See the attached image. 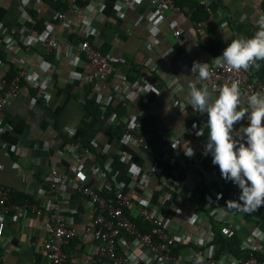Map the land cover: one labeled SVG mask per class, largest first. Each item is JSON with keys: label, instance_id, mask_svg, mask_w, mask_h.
<instances>
[{"label": "crops", "instance_id": "crops-1", "mask_svg": "<svg viewBox=\"0 0 264 264\" xmlns=\"http://www.w3.org/2000/svg\"><path fill=\"white\" fill-rule=\"evenodd\" d=\"M120 1L81 3L70 16V26L57 34L55 46L46 54L38 42L25 47L19 38L34 37L38 33L34 29L35 21L43 27L52 22L54 13L65 8L66 0H0V23L9 28L15 41L7 50L0 40V75L12 72V60L16 57L27 62L38 75L42 74L43 61L52 62L56 67L45 87L50 94L47 102L28 101L27 96H20L3 107L2 118L10 130L2 136L6 146L0 147V185H8L13 200L20 203L28 200L32 204L46 201L60 204V213L79 230L78 235L63 245L66 264H108L94 258L95 241L83 233L85 223L92 216V207L86 196L74 188L72 177L77 168L83 172L86 182L92 183L93 171L97 169L103 172L104 179L118 183L123 193L134 200L144 194L149 198L150 207L171 219L174 232L199 231L207 220L217 225L209 212L213 206L206 193L208 189L200 184L187 187L181 183L191 171L214 170L213 166L203 165L211 155L201 154L200 160H191L180 150L187 147L184 143L187 141L192 149L204 151L208 134L207 114L195 112L188 105L187 85L198 75L191 74L188 66L193 61H212V54L219 47L224 49L237 36H252L257 30L256 20L264 14V0H210L211 13L205 9L208 0H168L179 6L180 11L167 8L159 15L149 0H132L120 14ZM197 20L201 21V28L195 32L193 23ZM174 25L181 30L177 36L171 32ZM84 35L100 52L113 59L112 72L96 81L97 91L78 77V72L91 67L86 58L82 54L74 57L66 53V43L74 44ZM146 62L150 64L145 65ZM259 63V68L251 70L253 76L264 80V61ZM182 74L188 76L187 82L177 79ZM169 76L171 85L164 82ZM132 84L139 91H134L132 99L120 105L117 96L121 88ZM197 87H202L201 81ZM173 100L178 103H171ZM133 117L139 121L136 133L148 139L145 146L120 141L119 125ZM193 125L203 131L201 138L196 139L190 133ZM68 128L74 129L73 137L81 143L95 142V147L88 146L91 155L84 156L76 168V153L65 152L66 141L70 139ZM239 129V123L235 124L234 130ZM235 131L234 138L241 139L242 134L236 137ZM12 144L18 145L21 153H12L9 147ZM176 148L173 162L161 159L158 169L151 171L153 157H164ZM107 162L109 170L105 169ZM51 166L60 175L61 187L56 191L49 189L44 181ZM133 166L138 171L132 175L129 169ZM173 178L180 183L166 187L164 183ZM213 185L210 183V187ZM164 192L170 196L165 198ZM138 205L136 201L131 217L137 215ZM218 208L215 213L223 212L225 207ZM49 218L46 209L40 213L27 209L4 215L2 236L7 248L6 260L11 264L47 263L42 243ZM230 219L236 224L235 217ZM233 234L240 239L238 249L242 240L240 232L235 230L223 237L230 238ZM125 240L123 235L116 242L119 255L124 252ZM208 246L215 254L221 252L215 251L213 238ZM140 249L143 250L136 248L133 252L139 253ZM173 251L184 256L190 247L180 246ZM140 260L139 264H158L142 256Z\"/></svg>", "mask_w": 264, "mask_h": 264}, {"label": "built area", "instance_id": "built-area-1", "mask_svg": "<svg viewBox=\"0 0 264 264\" xmlns=\"http://www.w3.org/2000/svg\"><path fill=\"white\" fill-rule=\"evenodd\" d=\"M85 1L66 0L65 8L54 13L52 22L47 23L34 37L22 36V38H19V41L25 47L32 46V44L38 42L42 46L44 53H50L58 40L57 34L70 26V16ZM149 1L155 5L158 15L167 8L174 12L180 11L179 6L174 3H168V0ZM131 2L132 0H121L118 3L120 14H122V11ZM205 9L207 13L212 12L210 0L205 2ZM193 25L194 31L198 32L201 28V21L197 20ZM0 30L2 34L0 40L4 48L9 50L15 41L10 35L9 28L3 26L1 23ZM171 32L174 36H177L181 30L177 25H174ZM245 37L251 36L248 35ZM65 47L67 54L71 53L74 57H79L82 54L88 63H90V69L78 72V77H82L90 85V89L97 91L96 81L108 77L112 72V57L100 52L89 41L86 35L79 38L74 44L67 42ZM222 51L223 49L219 47L217 52L212 54V58L214 59L221 55ZM213 59L210 62H205L210 63L211 78L207 81H201V85L206 86L213 94L218 95L220 86L230 84L232 81H239L242 94L240 109L243 110L247 107L248 96L254 92L264 93L263 79L251 75L249 70L236 71L227 66L216 67ZM12 61L14 64L12 74L9 77L0 75V147L6 146V142L2 136L10 130V127L2 118L4 105L11 99L20 96H27L28 101L38 99L47 102L50 94L45 87L52 80L53 72L56 70L55 64L49 61H43L42 74L38 75L23 59L16 57ZM192 63L190 62L189 69H191ZM149 64L150 62H146L145 65ZM164 82L171 85L173 83L172 77L165 78ZM123 86L117 96V101L120 105L132 99L134 91H139L133 84L129 87L127 85ZM171 103L177 104L178 101L173 100ZM138 123L139 121L135 120L134 117L128 119L127 122H122L121 142L132 141L139 146H145L148 143L146 136L136 133ZM238 123L241 128L247 126L248 121L245 118ZM190 130L194 138H201V136L196 134L201 129H196L193 125ZM69 132L70 139L66 141L65 152L66 154L68 152L76 153L74 154V160L77 163L74 165V168H76L80 166L84 156L91 155V150L88 146L92 145V147H95V142L92 140L88 144H83L76 137H73L74 129L70 128ZM9 147L12 153H21L18 145L12 144ZM180 150L184 154L187 147ZM193 151L194 155L187 157L191 160H200L203 149H198L197 151L193 149ZM23 153L25 154L26 151ZM176 153L177 148L166 153L164 157H153L151 160V171L154 172L158 169V163L161 159L173 162ZM104 165L106 167L104 168L109 170L108 162ZM129 171L133 175L137 174L138 170L133 166ZM93 173L92 183L86 182L83 172L77 168L72 180L76 191L86 196L92 207V216L85 223L83 233L89 234L95 241L93 253L96 260L106 261L108 264H139L142 256L147 258V260H154L158 264H264V259H258L257 257V254L264 256L263 231L257 225L250 226L245 223L244 216L248 211L244 207L234 204L231 201H224L222 184L215 170H204L201 168L197 172L191 171L181 182L187 187L200 184L208 189L206 193L209 200H211L209 202L212 203L210 206H213L209 212L217 222L215 226L209 220L203 221L202 229L191 233L174 232L171 229V219L165 218L155 208L150 207L148 205L149 198L144 194H139L136 200H134L131 196L123 193L118 183L104 179V174L101 170L94 169ZM44 181L47 183L49 189L54 191L61 187L60 175L54 166H51L48 173L44 175ZM178 183H180V180L173 178L164 183V185L171 188L178 185ZM210 183L214 184L213 187H210ZM163 195L165 198L170 196L168 192H164ZM136 201L139 203L137 215L149 224V230L147 231H141L137 224L131 220L130 212L135 207ZM59 205V203L47 201L42 204H32L28 200L20 203L13 200L8 185H0V247H2L0 264H11L5 257L7 248L4 246L2 236L4 229L3 217L4 215L12 214L13 212L19 213V211H26L27 209L36 213H40L41 209H46L50 213L49 222L46 225L47 235L42 243L43 254L47 261L45 264H66L67 253L63 250V245L69 238L78 235L79 230L68 218H65L60 213ZM221 206L225 207L224 211L215 213V211H218V207ZM231 217L232 219L234 217L237 219L236 224L231 223ZM214 228L224 237L229 236L235 230L240 232L242 236L240 249L243 252H240L239 255H234L229 251H222L215 254L211 250V247L208 246V243L213 238ZM123 235L126 237V240L123 241L125 247L123 254L119 255L116 251V242ZM180 246L190 247L189 253L182 256L173 251L174 248ZM136 248H142L143 250L140 249L139 253H135L133 250Z\"/></svg>", "mask_w": 264, "mask_h": 264}, {"label": "clouds", "instance_id": "clouds-1", "mask_svg": "<svg viewBox=\"0 0 264 264\" xmlns=\"http://www.w3.org/2000/svg\"><path fill=\"white\" fill-rule=\"evenodd\" d=\"M256 25L251 37L237 36L230 40L222 54L213 59L216 67L227 66L236 71L260 67L259 62L264 61V14L259 15ZM190 71L198 75L187 85L188 105L195 112L207 114L208 134L202 155H211L221 177L239 188L238 200L231 202L249 212L264 207V93H252L247 107L241 110L239 81L220 86L218 95H213L206 86L197 87L199 81L211 78L210 63L193 61ZM187 77L182 74L177 79L186 81ZM245 118L247 126L235 131L234 125ZM234 131L236 137L242 134V138H234ZM196 134L204 135L202 130ZM184 143L187 144L184 154L193 156L189 142Z\"/></svg>", "mask_w": 264, "mask_h": 264}, {"label": "trees", "instance_id": "trees-1", "mask_svg": "<svg viewBox=\"0 0 264 264\" xmlns=\"http://www.w3.org/2000/svg\"><path fill=\"white\" fill-rule=\"evenodd\" d=\"M201 6V5H200ZM63 9V8H62ZM29 14L32 19L35 18L34 14L29 11ZM43 26L39 25L38 21H35V31L39 32ZM45 58H48L49 56H44ZM251 75H254L251 68L248 69ZM247 70V71H248ZM12 74V72H9L6 74L7 77H9ZM119 128L121 130V125H119ZM121 134V133H120ZM212 158L208 157L203 161V165L206 166H213L216 174L218 175L219 181L222 184V195L225 201H237L239 197V188L233 184L231 181H225L220 174V170L218 166L213 165L211 162ZM13 196V195H12ZM131 220L134 221L139 229L141 231H147L149 230V224L147 221L143 220L140 216L136 215L131 217ZM245 223L248 225H257L259 228L263 231L264 234V207L259 208L256 211L246 212L244 216ZM239 238L236 237V235H232L230 238H224L217 232V229L214 228V235H213V242L216 244L215 251H229L234 255H239L240 252H243L240 248L237 249V244H239ZM245 251V250H244ZM258 259H264V256L262 254H257Z\"/></svg>", "mask_w": 264, "mask_h": 264}]
</instances>
